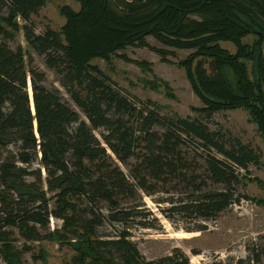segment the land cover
<instances>
[{
    "label": "trees",
    "instance_id": "obj_1",
    "mask_svg": "<svg viewBox=\"0 0 264 264\" xmlns=\"http://www.w3.org/2000/svg\"><path fill=\"white\" fill-rule=\"evenodd\" d=\"M45 1L0 0V150L13 147L0 162V253L20 264L22 251L5 230L15 227L30 240L65 242L77 250V264H189L180 250L142 261L129 229L135 221L150 227L146 220L154 214L144 195H166L156 202L169 204L162 209L169 218H218L235 202L241 171L261 160L252 145L213 130L208 121L219 108L243 107L264 139V0H78V11L61 8L66 23L60 31L38 34L32 18ZM21 28L62 74V85L85 117L58 87L46 84L45 73L31 65L32 55L27 63L22 45L10 46ZM252 32L259 38L246 56L220 45L230 41L243 52L242 39ZM150 36L165 46L195 50L183 64L210 106L204 115H161L91 63L135 45L167 60L170 51L151 46ZM254 51L258 72L253 68L251 78L248 63L239 58L251 59ZM226 65L235 69L237 87L227 79ZM29 175L34 180L21 183ZM47 195L56 196L53 208ZM52 216L64 220L63 230H50ZM106 221L125 229L101 236ZM249 251L240 264H264L259 244Z\"/></svg>",
    "mask_w": 264,
    "mask_h": 264
},
{
    "label": "rangeland",
    "instance_id": "obj_2",
    "mask_svg": "<svg viewBox=\"0 0 264 264\" xmlns=\"http://www.w3.org/2000/svg\"><path fill=\"white\" fill-rule=\"evenodd\" d=\"M62 7L78 11L81 6L78 0H46L38 14L33 15L32 18L36 33L43 34L47 28L60 31L66 23V17L61 13ZM18 22L22 27L23 20L18 19ZM257 33L252 32L242 39V43L247 46L243 52H239L238 47L230 41H221L220 45L234 56L238 54L246 56L248 51L251 53L255 49V41L259 38ZM147 41L151 46L169 50L167 60H163L160 54L150 47L135 45L119 50L118 54L113 55L110 60L95 57L91 59V63L98 65L113 83L136 97L140 103L149 100L148 108H159L161 115L171 117L178 115L184 118L204 115L203 110L210 106H207L194 90L187 67L183 64L184 59H187L195 50L165 46L151 36L147 38ZM9 43L13 48L22 45L26 50L27 63H29V56L32 55L31 65L45 73L46 84L49 87H58L70 105L82 117H85L62 85L64 78L62 74L55 69L56 67L47 64V58L44 55L38 54L33 49L26 39L23 28L17 33L15 40ZM253 56L251 59H239L248 63L249 76L256 78L252 73L253 68L258 72L259 59L256 51ZM224 72L233 87H237L235 86L237 81L235 69L226 65ZM262 76L264 77L263 73ZM262 85L264 87V82ZM31 90L30 86V95ZM208 123L213 130H221L227 136L231 134L240 138L242 142L252 145L260 153L261 160L241 171L242 182L238 186L234 204L213 220L187 221L169 218L162 211L169 204L156 202L165 198L166 195L152 197L144 195L147 207L154 214L146 220L150 227L135 221L129 229L130 239L136 244L142 261L156 260L180 250L188 256L189 264H240L241 260L248 259L250 247L259 244L260 249L264 250V139L257 125L252 121L250 111L243 107L219 108ZM36 127L35 122V129ZM155 128L163 129L159 125ZM95 132L101 138L100 131ZM10 148H13L11 144L7 149L0 150V162L9 153ZM39 166L36 164L33 168ZM122 168L128 171L124 166ZM42 175L43 185L47 189L45 168H42ZM33 178L32 175L24 177L21 183L31 182ZM55 199L56 196H52V208ZM104 212L107 213L106 209ZM63 223L62 218L52 216L49 224L50 230H63ZM201 224H206L208 228L196 230L197 225ZM123 229H125L123 224H110L106 221L99 227L98 232L102 236L109 234L110 231L114 233V231L118 232ZM5 230L11 232V237L14 239L13 244L19 251H22L20 252L22 258L18 257L20 264H77L74 260V256L78 254L77 250L65 242L60 245L46 238L30 240L21 233L19 228L6 227ZM38 231L42 236L46 234L41 228ZM60 235L64 234L60 233ZM12 255L17 257L15 253ZM0 264H10L1 253Z\"/></svg>",
    "mask_w": 264,
    "mask_h": 264
},
{
    "label": "water",
    "instance_id": "obj_3",
    "mask_svg": "<svg viewBox=\"0 0 264 264\" xmlns=\"http://www.w3.org/2000/svg\"><path fill=\"white\" fill-rule=\"evenodd\" d=\"M32 97H33V92H32ZM33 109L35 110L34 105H33Z\"/></svg>",
    "mask_w": 264,
    "mask_h": 264
},
{
    "label": "bare ground",
    "instance_id": "obj_4",
    "mask_svg": "<svg viewBox=\"0 0 264 264\" xmlns=\"http://www.w3.org/2000/svg\"><path fill=\"white\" fill-rule=\"evenodd\" d=\"M31 94H32V90H31Z\"/></svg>",
    "mask_w": 264,
    "mask_h": 264
},
{
    "label": "built area",
    "instance_id": "obj_5",
    "mask_svg": "<svg viewBox=\"0 0 264 264\" xmlns=\"http://www.w3.org/2000/svg\"><path fill=\"white\" fill-rule=\"evenodd\" d=\"M36 134H37V132H36ZM51 219H52V217H51Z\"/></svg>",
    "mask_w": 264,
    "mask_h": 264
}]
</instances>
